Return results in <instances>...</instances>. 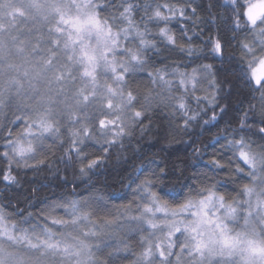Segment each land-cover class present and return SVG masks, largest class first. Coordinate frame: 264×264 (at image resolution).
<instances>
[{
	"label": "snow or ice",
	"instance_id": "1",
	"mask_svg": "<svg viewBox=\"0 0 264 264\" xmlns=\"http://www.w3.org/2000/svg\"><path fill=\"white\" fill-rule=\"evenodd\" d=\"M202 6V0H0L5 182L17 183L13 165L39 169L66 144L65 169L78 166L87 177L104 159L90 149L99 145L107 155L137 127L142 138L151 128L144 120L161 105L169 109L161 151L183 144L193 169L191 183L176 164H156L147 174L137 169V178L144 177L133 193L138 200L120 206L104 197L77 198L74 187L46 205L43 224L0 209V264H116L130 252L132 264H264V0H209V20L227 23L233 39L243 34L237 79L260 95L252 96L259 107L241 106L238 126L225 121L213 135L207 159L198 141L227 107L219 103L221 69L199 63L203 49L188 35L189 22L193 29L207 22ZM173 23L181 24L179 34ZM224 47L212 39L213 58L222 65L235 59L226 61ZM177 50L187 59L169 62L165 53ZM145 80L151 86L141 99ZM14 216L21 219L13 222ZM131 236H139L136 250Z\"/></svg>",
	"mask_w": 264,
	"mask_h": 264
},
{
	"label": "trees",
	"instance_id": "2",
	"mask_svg": "<svg viewBox=\"0 0 264 264\" xmlns=\"http://www.w3.org/2000/svg\"><path fill=\"white\" fill-rule=\"evenodd\" d=\"M201 0H197L200 3ZM219 3H223V0H218ZM209 0H202V10L200 11V17L207 21L204 23H197L195 28H192L191 22H189L188 35L192 37L191 44L195 47L203 49L204 59L199 63H210L215 68L221 69L219 73V79L224 81V93L223 98L219 101L222 106L227 107V113L224 119L220 121V124L213 128L210 132H205L200 136L198 146L204 149L205 157L207 159L213 152L211 144L212 137L216 134L220 128L225 126V121H232V126H238V118L240 115V108L243 106L247 108L249 103L256 104L259 107L258 99L253 100L252 96L255 95L259 98V93L253 94L244 84L237 79L236 62L239 60L240 51L238 48V40L242 38L243 34L237 39H233V32L228 30L227 23L217 24L212 23L208 18L207 8ZM213 12L217 15L225 13L223 8H215ZM226 16H230V13H226ZM183 23V22H182ZM24 30L28 29V26L21 25ZM174 29L176 34H179L181 24L173 23L170 25ZM46 29V28H45ZM26 34V33H25ZM221 38L224 43V55L226 61L229 57L235 59L231 62L221 64L219 60L213 58L211 52V41L213 38ZM187 37L184 38L186 43ZM169 56V62L187 59L181 57L179 51L171 53H165ZM157 66H160L157 60ZM194 65H189V67ZM226 69V70H225ZM147 85H151L145 80L139 85V91L141 99L147 93ZM195 106V105H193ZM169 109L163 105L156 108L152 113L148 114V119L144 120V124L151 123V128L141 138L139 127L136 128L135 134L131 139H125L123 146L119 143L111 149L109 154H104L99 145H95L91 151L104 157L99 168L93 170L87 177H80L78 175V166L69 167L65 169V164L61 161V157L64 153V148H67L66 144L64 148L59 150H53L54 154L49 157V162L41 166L39 169L33 168H17L16 165L12 166V174L17 177V183L9 184L3 180V171L6 170L7 162L0 158V209H3L9 216H13L15 213L23 212V218H28L31 214L33 223L43 224L44 215L46 213L43 210L46 205L56 200L57 198L65 195V193H72L75 187L74 196L79 198L80 196L88 197H104L108 200L109 205H125L130 201L137 199L134 196V190L136 184L140 183V179L144 177L141 175L137 178V169H143L147 174L149 170L156 169V164H160L162 167L167 164L169 167L173 164L179 165L184 169V177L186 183H191V176L193 175V169L189 166L191 164V158L189 155L190 149L185 151L183 144L176 145L173 143V147L168 151H161V146L166 142L165 132L168 128V116ZM211 112L208 113L211 116ZM97 115V120L103 118V116ZM9 120L14 119L11 114H8ZM7 123L4 120L3 114H0V126ZM12 127L13 132L19 130L16 125H9ZM199 128L196 132H199ZM7 129H5V135ZM188 140V136L181 137L177 135L176 139ZM255 139V138H254ZM2 143V141H0ZM218 147V146H217ZM3 149L0 148V151ZM177 156L180 159H177ZM48 163H51L52 167H48ZM59 169V172L56 171ZM177 172L175 175L170 176V182L175 181ZM135 180L136 183H131ZM131 183V187L128 185ZM234 187L229 185V188ZM58 215L60 213H57ZM21 219L19 216H14L13 222ZM31 226V225H29ZM139 236H131L128 239V243L133 250H136ZM128 259L120 261L116 264H132L135 256L132 252L127 254Z\"/></svg>",
	"mask_w": 264,
	"mask_h": 264
},
{
	"label": "rangeland",
	"instance_id": "3",
	"mask_svg": "<svg viewBox=\"0 0 264 264\" xmlns=\"http://www.w3.org/2000/svg\"><path fill=\"white\" fill-rule=\"evenodd\" d=\"M21 30L27 34V30H28V29L24 30L23 27H21ZM45 31H47V29H45ZM34 37H35V34H33V39H34ZM22 38H24V37H22ZM97 114H99L100 116H102L100 113H97ZM31 220H33V219H31ZM24 226H25V227H30L29 225H24ZM177 250H178V249H177Z\"/></svg>",
	"mask_w": 264,
	"mask_h": 264
}]
</instances>
